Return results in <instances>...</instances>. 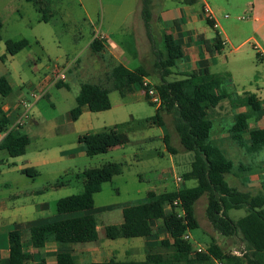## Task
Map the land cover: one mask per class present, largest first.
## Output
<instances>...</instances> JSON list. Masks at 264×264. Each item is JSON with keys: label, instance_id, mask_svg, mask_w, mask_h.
<instances>
[{"label": "rangeland", "instance_id": "obj_1", "mask_svg": "<svg viewBox=\"0 0 264 264\" xmlns=\"http://www.w3.org/2000/svg\"><path fill=\"white\" fill-rule=\"evenodd\" d=\"M44 1L47 5H44V10L47 9V23L42 21L43 15L32 2L0 0V18L3 21L0 77L7 76L13 87V93L4 100L3 107H13L12 98L16 101L25 100L30 108L28 120H35L40 125L37 131L42 133L33 134L28 155L24 157L11 158L6 151L0 150V199L16 203L17 208L26 205L28 213H35L36 204H47L48 209L35 217L57 216V202L60 199L83 192L81 174L85 170L98 168L109 162L117 163L121 174L102 185L101 192L94 197L95 206L91 211L97 220L98 242H108L106 227L119 226L123 221V209L144 203L149 191L163 193L196 186L194 180L176 182L177 177L182 178L191 170L194 154L181 145L174 130L173 116L164 114V126L150 127L146 119L156 114L157 106L150 105L140 91L124 98L113 91L109 96L110 110L92 113L85 108L79 121L72 122L70 118L71 110L76 107L81 85L95 82L92 72L99 68V59L89 49L94 39L108 36L109 43L139 49L143 58L133 60L131 67L135 69L145 66L151 73L148 82L154 87L161 79L154 67L155 58L149 54L150 49L165 53L163 35L154 31L152 35L155 45L149 41L140 15L142 0ZM209 1L220 10L223 17L229 15L225 19V28L236 38L220 57L219 70H212L223 76V73H229L236 77L233 82L235 89L227 86L228 92L243 91V87L248 89V82L258 79V72L264 73V61L258 60L252 44H243L252 34V11L248 4L251 0ZM198 8L200 9L199 6ZM202 27L213 34V29L206 22H202ZM154 28L158 30L155 24ZM22 39L29 42V47L10 56L6 51V42ZM54 70L65 72L66 79L63 83L68 88L46 87L43 90L44 96H38L41 99L36 101L30 95L41 94L39 89L45 77ZM173 71L174 74L167 81L181 79L176 68ZM19 109L20 113L25 112L22 105ZM126 122L133 123L132 130L124 133L118 145L106 153L92 156L78 143L82 133H97ZM55 124L59 128L58 133L50 130ZM162 130L167 132L175 154L167 150L161 138ZM4 137L5 134L0 133V141ZM39 150L48 153L50 165L36 168L40 174L35 178L21 174L19 168L27 165L26 161ZM62 152H66L64 157L60 156ZM235 152L236 156L229 150L227 152L234 161L240 159L237 151ZM259 159L264 161V155ZM226 180L232 185L229 175ZM61 183L64 184L60 185ZM35 191L41 193L34 196L29 194ZM258 195L261 196L262 193ZM207 203V196H203L195 206L200 227L190 232L193 246L205 249L214 239L227 252L243 250L245 247L240 239L223 237L211 226L206 217ZM245 214V210L228 212L229 217L235 220ZM144 243L143 238L113 241L111 247L115 251L114 258L119 261H144Z\"/></svg>", "mask_w": 264, "mask_h": 264}, {"label": "trees", "instance_id": "obj_2", "mask_svg": "<svg viewBox=\"0 0 264 264\" xmlns=\"http://www.w3.org/2000/svg\"><path fill=\"white\" fill-rule=\"evenodd\" d=\"M37 5L42 21L48 22L47 9L44 0H27ZM152 0H142V18L149 41L155 45L152 33ZM47 6V5H46ZM213 27V22L207 20ZM3 21L0 18V42ZM207 49L221 52L224 44L220 37H216L213 44L201 40ZM29 47L25 39L7 41L6 51L15 56ZM93 53H100L104 45L100 39L93 40L90 46ZM165 53L155 50V69L160 74L161 82L154 86L161 96L162 104L157 107L156 114L146 119L150 127L164 126V114L173 116L175 133L179 137L183 148L194 154L191 170L182 177L184 181L194 180L196 186L182 188L176 191L157 193L149 191L144 203L132 205L123 209V223L119 226L109 225L105 234L109 240L147 238L152 236V222L158 221L168 239H164L160 246L146 249L144 261H118L94 264H264V197L254 195L251 191H240L230 186L226 176L234 169V163L229 160L217 147L209 143L213 123L210 112L228 98L223 85L226 77L213 74L208 69L193 72L184 78L167 81L172 75V68L184 56L181 45L175 43L171 36H164ZM150 74L144 67L129 70L118 65L111 73V88L94 84L81 85L76 98V107L71 110L70 118L73 122L79 120L83 108L87 107L92 113H100L111 109L109 94L118 91L123 94L133 87H140L145 91L146 101L152 105L147 89L143 87L144 79ZM57 88H68L63 82L57 83ZM13 89L6 76L0 77V133L5 137L0 142V150H4L11 158L22 157L26 154L31 143L28 134L15 131L12 128L15 118L9 116L3 109V102L11 96ZM244 105L255 112L261 109V103L256 96L248 94ZM241 104V102H240ZM248 115H238L231 129L238 134L248 129ZM131 122L117 124L97 133H86L79 137L86 152L90 155L106 153L116 147L121 136L132 130ZM249 152H255L264 147V129H254L248 132ZM169 136L166 143H169ZM169 150L171 148L169 147ZM29 178L38 176L33 168L21 171ZM121 174L119 164L109 162L98 168L85 170L83 178V192L60 199L57 202V216L59 219L39 224L31 228L30 237L35 249H43L48 243L56 244H87L97 242V220L91 213L94 209V197L101 192L102 185L111 182ZM61 183L60 185H63ZM59 186V184H57ZM207 196L206 217L211 226L223 237L240 236L246 253L241 257L227 252L212 240L205 252L194 250L193 244L185 239V235L200 227L196 216L195 206L201 197ZM177 203V205H175ZM246 211V215L235 221L228 212L231 210ZM62 217V218H61ZM10 256L6 262L0 264H28L33 260L31 254L23 251L22 232L14 230L9 234ZM57 264H75L71 254H59Z\"/></svg>", "mask_w": 264, "mask_h": 264}, {"label": "crops", "instance_id": "obj_3", "mask_svg": "<svg viewBox=\"0 0 264 264\" xmlns=\"http://www.w3.org/2000/svg\"><path fill=\"white\" fill-rule=\"evenodd\" d=\"M152 2L153 31L160 32L163 35V39L166 35L171 36L175 43L181 45L184 50V56L179 59L176 65L172 68V74H174V68H176L178 77L181 78H184L183 76L189 75L193 72H201L206 69H208L213 74H222L213 72L212 69L216 68L215 70H219L220 57L225 54L224 52L226 48L232 44V41L234 39H236L234 38V34L232 32H228V30L225 28V19L227 18V16L229 18V15L223 17L220 10L215 8L209 0H152ZM248 4L251 6L252 11V34L243 44H252L253 49L256 51V56L258 60L264 61V0H251ZM198 6L200 7V9L198 8ZM205 8H209L211 14L214 17L215 22L218 25L217 28L214 27V22L213 27L208 24V18L204 12ZM241 19L243 20L244 18H239V20ZM202 22H206L207 25H209L213 29V34H210V32H208L202 27ZM154 24L158 27V30L154 28ZM217 36L220 37L221 41L224 44V49L221 52H218L215 49L209 50L206 48L203 42H201V40H205L210 42V44H213ZM97 38L100 39V41L104 45V49L100 53L92 52L99 59V61L95 60V62L98 61L99 68L93 70L92 73L94 75L95 82L89 84L111 88V73L113 72V69L115 67H117L118 65H123L129 70H135L137 68L134 69L131 67L132 61H136L138 59L140 60L143 57L139 49H131L130 47L123 48L117 46L116 44L109 43L108 36H98ZM91 43L89 45L90 50ZM155 52L156 51L153 52L150 49L149 55L155 58L156 61ZM141 67L146 68L145 66ZM146 70L151 76L150 71L147 68ZM223 74H225L224 76L226 77L223 89L226 91L228 98L223 100L217 108L210 112V118L213 123V129L211 131L209 143L219 148L224 153V155L234 163L233 172L229 175L231 177L232 185L227 182L230 186L235 187L240 191H251L254 195L262 193L261 196L264 197V161H262L261 159L258 160L261 155H264V147L255 152H249L248 150V148L250 147L248 132L254 129H264V73L262 74L258 72V79H253L248 82L250 88L245 89V87H243V91H235V93L228 92L227 86H233V88L235 89V85L233 82L236 80V77H232L229 73ZM146 80H148V78H146ZM253 84L256 85L253 87ZM56 85L57 83L52 82L51 75H47L39 91L44 90V88L46 87H57ZM136 91H140L146 100L145 91L140 87H133L131 90H127L123 94L118 91L115 92H118L120 96L124 98L126 95L134 93ZM248 94L256 96L257 100L261 103V109L259 111L255 112L251 107L244 105V101L242 99H244ZM12 101L14 102L13 107L9 108V106L6 105L5 107H3V109L9 116L14 117L16 121L20 114L19 107L21 106V101L25 100L18 99V101H16L12 98ZM35 103L36 101L34 102V104ZM85 108L87 107L83 108V113L85 111ZM238 115L249 116L247 122L248 129L241 133L233 134L231 132V129L233 128L236 121V117ZM39 127L40 125H38L35 120H28L22 127L14 128V130L28 134L32 140V138L34 137L33 134H42L37 131ZM58 129V126H56L55 124L51 127L50 130L58 133ZM214 130L215 133L213 134ZM89 132L92 133L91 131H88L82 133L81 135ZM81 135H79V137ZM167 136V132L162 130L161 138L164 140L167 150L171 154H175L176 151L172 148L170 142L167 144L165 141ZM79 144L82 146V149L85 150L84 146L81 143ZM169 147L172 151L169 150ZM228 150L232 155H235V151H237V156H240V159L239 157V160L235 159L236 161L231 159L227 153ZM65 154L66 152H62L60 153V156L64 157ZM99 154L103 153H96L92 156H96ZM26 155H28V151L24 156ZM49 162L50 156L48 155V153H44L43 150H39L26 161L27 165L24 166L25 168L20 167L19 170L21 172L22 170L28 168L36 169L40 166L45 167L50 165ZM178 178L180 177L176 178V182L180 183L177 181ZM182 182H185L183 177L181 178V183ZM40 193L41 192L39 191H35L29 194L31 196H34ZM34 209L35 213H28L29 209L26 207V205H24V207L17 208L16 203L4 202L0 199L1 262H6L9 259V234L14 230H19L22 232L23 251L33 256V260L30 261L28 264H57V256L59 254H71L75 260V264L103 263L108 262L111 259H115V251L112 249L111 245L113 241L116 240H111L112 242H109L110 240H107L108 242L101 243L98 242V239V241L94 243L67 245L50 242L43 249H35L32 245L30 237L31 228L39 224H44L57 220L59 219V217H35L37 214H41L42 212L48 209L47 204H36ZM151 225L153 229L152 236L143 238L145 242V252L147 248L158 247L164 239L169 238V235L167 233H164V228L160 224V222L155 221L152 222ZM234 238H238L242 241L240 236H235L230 239ZM118 240L119 239H117V241ZM242 244L244 245L243 241ZM208 247L202 249L206 251ZM198 248L199 247H194V250H197ZM232 253H239L241 257L244 253H246V248H243V250H234ZM126 255H128L127 252Z\"/></svg>", "mask_w": 264, "mask_h": 264}, {"label": "built area", "instance_id": "obj_4", "mask_svg": "<svg viewBox=\"0 0 264 264\" xmlns=\"http://www.w3.org/2000/svg\"><path fill=\"white\" fill-rule=\"evenodd\" d=\"M204 12H205L207 18L209 20H211L212 22H214V27L217 28L218 25L215 22L214 17L211 14L209 8H205ZM227 18H228V16H227ZM65 79H66V75H65L64 71L54 70L51 74V80L54 83L63 82ZM143 87L147 89V95L149 96L151 103L157 107H160L162 104V100H161V96L158 93V91L153 86H150L148 80H146V79H144ZM40 92H41L40 95H38L37 93L31 94L32 98H34L36 101L41 99L40 97L44 96V92H43V90ZM38 96H40V97H38ZM21 105L25 109V112L19 114L18 118L16 119L15 123L12 126L13 128L22 127L27 122V120L29 119V114H28V111L30 109L29 105L25 101H21ZM177 181L181 182V178H178ZM175 205H177V203H175ZM185 239L190 241L189 233H187L185 235ZM196 251L197 252H205V250H203L202 248H198ZM233 254L236 256H240L239 253H233ZM218 262L219 261H217L216 263H218Z\"/></svg>", "mask_w": 264, "mask_h": 264}]
</instances>
